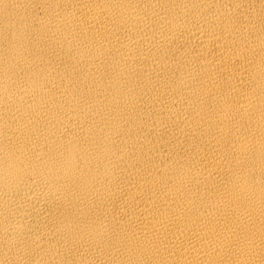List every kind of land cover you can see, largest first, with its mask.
<instances>
[{
    "label": "bare ground",
    "instance_id": "1",
    "mask_svg": "<svg viewBox=\"0 0 264 264\" xmlns=\"http://www.w3.org/2000/svg\"><path fill=\"white\" fill-rule=\"evenodd\" d=\"M0 264H264V0H0Z\"/></svg>",
    "mask_w": 264,
    "mask_h": 264
}]
</instances>
